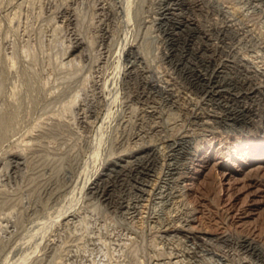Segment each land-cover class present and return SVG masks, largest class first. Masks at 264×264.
I'll return each instance as SVG.
<instances>
[{"label": "rangeland", "instance_id": "1", "mask_svg": "<svg viewBox=\"0 0 264 264\" xmlns=\"http://www.w3.org/2000/svg\"><path fill=\"white\" fill-rule=\"evenodd\" d=\"M167 1L0 0V264H264L263 253L238 247L253 240L264 248V158L252 160L258 150L247 146L252 139L264 144V0L187 1L205 35L198 44L208 45L204 53L227 59L236 83L247 71L258 86L252 98L226 103L229 110L225 97L192 84L178 63L181 50L169 54L161 20ZM141 88L146 101L136 97ZM248 105L243 121L230 120V111ZM180 136V168L163 182L166 164L176 163L166 151ZM149 148L158 154L151 185L133 208L92 192L108 165H130ZM199 152H207L202 161L191 156ZM127 185L117 188L126 203L137 196ZM159 190L169 196L159 198Z\"/></svg>", "mask_w": 264, "mask_h": 264}, {"label": "bare ground", "instance_id": "2", "mask_svg": "<svg viewBox=\"0 0 264 264\" xmlns=\"http://www.w3.org/2000/svg\"><path fill=\"white\" fill-rule=\"evenodd\" d=\"M98 1V0H97ZM119 1V0H118ZM189 0H168L166 5L163 6V9H162V17H161V20H162V30L164 31V34H165V37H166V40L169 42V44H171V53L169 54H173L177 51V50H181V53L183 55V57L181 58H184L183 62H178L179 65H181L182 68H185L186 69V72L187 74L189 73V75L194 76L193 79H190V80H193L192 84L196 87V88H199L201 89V91H204V92H208L210 94H212V96H214L216 99H219L221 98L222 96L225 97L224 99H222V101L224 100L225 104L230 102V100H237V101H240L238 99H240V97L245 100L246 98H252L253 97V93H255L258 89V86L256 85H253L251 83V78H252V75L249 74V72L246 71V75L244 77V80L242 82V84H240V86L236 83V81H234L232 79V77H229L227 76L226 74V71H225V67H226V61L227 59H225L224 61L222 60L223 58H221V60L215 56H208L209 54L206 55L205 50L203 51V49H206V47L208 45H205V44H201L200 46L198 45L199 44V40L200 38H202V34L203 36L204 33L202 31H200V29L197 28V25H195V21L194 20V17L190 16V13H191V9L192 7H190V5L188 4ZM204 1V0H203ZM208 1V0H207ZM23 2V1H22ZM49 2V1H48ZM53 2V1H52ZM192 2V0H191ZM119 3V2H118ZM18 4V3H17ZM67 4V3H66ZM76 4V3H75ZM97 4V3H96ZM189 6H188V5ZM192 4V3H191ZM193 4H196L198 6H200V0H193ZM192 4V5H193ZM20 5V4H19ZM23 5V4H22ZM21 5V6H22ZM120 5V4H119ZM195 5V6H196ZM17 6V5H15ZM58 6V5H57ZM62 6V5H61ZM102 6V5H101ZM108 6V5H107ZM206 6V5H205ZM19 7V6H18ZM77 7V6H76ZM113 7V6H112ZM122 7V6H121ZM120 7V8H121ZM161 7V6H160ZM58 8V7H57ZM63 8V7H62ZM72 8V7H71ZM114 8V7H113ZM195 8V7H193ZM198 8V7H197ZM211 8V7H210ZM111 9V8H109ZM75 10V9H74ZM80 10V9H79ZM192 10H195V9H192ZM197 10V9H196ZM201 10H202V7H201ZM209 10V9H208ZM199 11V10H198ZM197 11V12H198ZM219 12V11H218ZM74 13V12H73ZM77 13V11L75 12ZM81 13V12H79ZM193 13V12H192ZM55 14V13H54ZM204 14V13H203ZM75 15V14H74ZM81 15V14H80ZM156 16V15H155ZM195 16V15H194ZM201 16V15H200ZM78 17V16H77ZM81 17V16H80ZM158 17V16H157ZM204 17V16H203ZM102 18V17H101ZM66 19V18H65ZM79 19V17L77 18ZM160 19V18H159ZM231 19V18H230ZM68 20V19H67ZM194 20V22H193ZM199 20V19H198ZM204 20V19H203ZM209 20V19H208ZM212 20V19H211ZM227 20V19H226ZM232 20V19H231ZM69 21V20H68ZM104 21V20H103ZM108 21V20H107ZM210 21V20H209ZM11 22V21H10ZM77 22V20L75 21ZM81 22V21H80ZM105 22V21H104ZM3 23V21H2ZM110 23V22H109ZM161 23V22H160ZM78 24V22H77ZM217 24V23H216ZM234 24V23H233ZM106 25V24H105ZM59 26V25H58ZM77 26V25H76ZM203 26V25H202ZM216 26V25H215ZM228 26V24L226 25ZM221 27V26H220ZM67 28V27H66ZM206 28V27H205ZM224 28H228V27H224ZM236 28V27H235ZM78 29V28H77ZM229 29H230V26H229ZM105 30V29H104ZM109 30V29H108ZM202 30V29H201ZM223 30V29H222ZM226 31V30H225ZM79 32V31H78ZM229 32V31H228ZM227 32V33H228ZM241 32V31H240ZM82 33V32H81ZM225 33V32H224ZM231 33V32H230ZM206 34V33H205ZM211 34V33H209ZM65 35V34H64ZM81 35V34H80ZM98 35V34H96ZM207 35V34H206ZM227 35V34H226ZM72 36V35H71ZM70 37V36H69ZM80 37V36H79ZM82 37V36H81ZM240 37V36H239ZM76 38V37H75ZM83 38V37H82ZM207 38V37H206ZM234 38V37H233ZM65 39V38H64ZM86 39V38H85ZM91 39V38H90ZM213 39V38H212ZM227 39V38H226ZM74 40V39H73ZM89 40V39H88ZM240 40V39H239ZM84 41V40H82ZM86 41V40H85ZM92 41V40H91ZM90 41V42H91ZM98 41V40H97ZM200 41H203V39H201ZM75 44L76 42L78 43V39L76 38V40L74 41ZM63 43V42H62ZM101 43V42H100ZM205 43V41H204ZM207 43V42H206ZM209 43V42H208ZM228 43V42H227ZM108 44V43H107ZM67 45V44H66ZM70 45V44H69ZM68 46V45H67ZM76 46V45H75ZM102 46V45H101ZM233 46V45H232ZM63 47V46H62ZM166 47V46H165ZM136 48V47H135ZM216 48V47H215ZM223 49V48H222ZM106 50H108L106 48ZM225 50V49H224ZM67 51V50H66ZM133 51V50H132ZM135 51V50H134ZM208 51V50H207ZM217 51V50H216ZM180 52V51H179ZM215 52V51H214ZM230 52V51H228ZM13 53V52H12ZM10 53V54H12ZM131 53V52H129ZM136 53V52H135ZM166 53V52H165ZM226 53V52H225ZM237 53V52H236ZM64 54V53H63ZM140 54V53H139ZM180 54V53H179ZM214 54V53H213ZM82 55V54H81ZM80 55V56H81ZM111 55V54H110ZM212 55V54H211ZM9 56V55H8ZM11 56V55H10ZM73 56V55H72ZM109 56V55H108ZM232 56V55H231ZM234 56V55H233ZM242 56V55H241ZM248 56V55H247ZM6 57V56H5ZM62 57V56H61ZM127 57V56H125ZM249 57V56H248ZM142 58V57H141ZM164 58V57H163ZM219 60H217V59ZM81 59V58H80ZM99 59V58H98ZM110 59V58H109ZM108 59V60H109ZM173 59V58H172ZM178 59V58H177ZM239 59V58H238ZM247 59V58H246ZM230 60V59H229ZM245 60V59H244ZM64 61V60H63ZM76 61V60H75ZM97 61V60H96ZM140 61V60H139ZM177 61V60H176ZM176 61H175V64H176ZM179 61V60H178ZM62 62V61H61ZM66 62V61H64ZM254 63V62H253ZM251 63V64H253ZM104 64V62L102 63ZM141 64V63H140ZM244 64V63H243ZM60 65V64H59ZM68 65V64H67ZM125 65V63H124ZM178 65V66H179ZM247 65V64H246ZM243 66V65H242ZM3 67V66H1ZM61 67V65L59 66ZM63 67V66H62ZM65 67V66H64ZM101 67V66H100ZM126 67V66H125ZM131 67V66H130ZM140 67V66H139ZM148 67V66H147ZM257 67V66H256ZM254 67V68H256ZM5 68V67H4ZM250 68V67H249ZM3 69V68H2ZM143 69V68H142ZM146 69V68H145ZM181 69V68H180ZM258 69V68H257ZM1 70V69H0ZM133 70V69H132ZM243 70V69H242ZM123 71V70H122ZM129 71V74L132 73L133 71L128 70ZM180 71V70H179ZM1 72V71H0ZM95 72V71H94ZM173 72V71H172ZM182 72V71H181ZM4 73V72H3ZM152 73V72H151ZM262 73V72H261ZM264 73V72H263ZM133 74H135V72H133ZM162 74V73H160ZM131 75V74H130ZM129 75V76H130ZM170 75V74H169ZM177 75V74H176ZM256 75V74H255ZM5 76V75H4ZM101 76V75H100ZM188 76V75H186ZM244 76V75H243ZM251 76V78H250ZM257 76V75H256ZM1 77V76H0ZM136 77V76H135ZM47 78V77H46ZM59 78V77H58ZM98 78V77H97ZM121 78V77H120ZM143 78V77H142ZM256 78V77H255ZM261 78V77H259ZM61 79V78H59ZM84 79V78H83ZM167 79V78H166ZM176 79V78H175ZM243 79V78H242ZM45 80V79H44ZM49 80V79H48ZM85 80V79H84ZM152 80V79H150ZM156 80V79H155ZM185 80V79H184ZM47 81V80H46ZM63 81V80H62ZM83 81V80H82ZM157 81V80H156ZM165 81V80H163ZM253 81V80H252ZM97 82V81H96ZM254 82V81H253ZM47 83V82H46ZM54 83V81H53ZM104 83V82H103ZM190 83V82H189ZM45 84V83H44ZM73 84V83H72ZM168 84V83H167ZM42 85V84H41ZM60 85V84H59ZM80 85V83H79ZM90 85V84H89ZM143 85V84H142ZM145 85V84H144ZM174 85V84H173ZM184 85V84H183ZM43 86V85H42ZM50 86V85H49ZM54 86H56L54 84ZM67 86V85H66ZM77 86V85H76ZM94 86V85H93ZM155 87V88H158L159 91H163L164 90V85L163 84H154L152 85V87ZM62 87V86H61ZM72 87V86H71ZM85 87V86H84ZM91 87V86H90ZM178 87V86H177ZM262 87V86H261ZM60 88V87H59ZM64 88V87H63ZM89 88V87H88ZM100 88V87H99ZM140 88V87H139ZM240 89H242L240 91ZM50 90V89H49ZM53 90V89H52ZM56 90V89H55ZM82 90V89H81ZM96 90V89H95ZM191 90V89H190ZM70 91V90H69ZM76 91V90H75ZM79 91V90H77ZM199 91V90H198ZM197 91V92H198ZM57 92V91H56ZM102 92V91H101ZM137 94H136V97H145V101L149 99V96L146 95V92L144 90V88H141L140 90H136ZM165 92V91H164ZM163 92V93H164ZM168 92V90H167ZM203 92V93H204ZM73 93V92H72ZM80 93V92H79ZM82 93V92H81ZM134 93V92H133ZM132 93V94H133ZM188 93V92H187ZM186 93V95H187ZM190 93V92H189ZM188 93V94H189ZM49 94V92H48ZM69 94V93H68ZM77 94V93H75ZM151 94V93H150ZM149 94V95H150ZM225 94H227V96H224ZM63 95V94H62ZM69 95H72V94H69ZM74 95V93H73ZM91 95V94H90ZM97 95V94H96ZM124 95V94H123ZM146 95V96H145ZM202 94H200L201 96ZM205 95V94H204ZM250 95V96H249ZM54 96V95H53ZM67 96V95H66ZM107 96V95H106ZM128 96V95H127ZM126 96V97H127ZM170 96V95H169ZM175 96V94H174ZM195 96V95H194ZM199 96V97H200ZM203 96V95H202ZM35 97V96H34ZM74 97V96H73ZM72 97V98H73ZM153 97V96H152ZM213 97V98H214ZM115 98V97H114ZM129 98V97H128ZM203 98V97H201ZM206 98V97H205ZM212 98V97H211ZM76 99V97H75ZM186 99V98H185ZM198 99V98H197ZM74 100V99H73ZM78 100V99H77ZM92 100V98H91ZM101 100V99H99ZM104 100V99H103ZM203 100V99H202ZM215 100V99H214ZM71 101V100H70ZM151 101V100H150ZM160 101V100H159ZM184 101V100H183ZM196 101V100H195ZM221 101V102H222ZM69 102V101H68ZM77 101H75L76 103ZM119 102V101H118ZM125 102V101H124ZM158 102V101H157ZM164 102V101H163ZM205 102V101H204ZM246 102V101H245ZM9 103V102H8ZM45 103V102H44ZM51 103V102H50ZM56 103V102H55ZM72 103V102H70ZM74 103V104H75ZM60 104V103H59ZM64 104V103H63ZM91 104V103H90ZM94 104V103H93ZM91 104L89 106L88 109L94 107V105ZM130 104V103H128ZM137 104V103H136ZM171 104V103H170ZM223 107H225V110H227L228 108H230V105L226 104ZM9 105V104H8ZM56 105V104H55ZM62 105V104H61ZM67 105H70V104H67ZM66 105V106H67ZM238 105V104H237ZM240 105V104H239ZM96 106V105H95ZM151 106V105H150ZM149 106V107H150ZM246 106V105H244ZM252 106V105H251ZM31 107V106H30ZM34 107V106H33ZM37 107V106H36ZM54 107V105H53ZM61 107V106H60ZM105 107V106H104ZM134 107V106H133ZM179 107V105L177 106ZM204 107V106H203ZM219 107V106H218ZM233 107V106H232ZM41 108V107H40ZM103 108V107H102ZM131 108V106H130ZM136 108V106H135ZM191 108V107H190ZM249 108V105L248 107H245V108H242L240 107L239 109H236L234 112L230 111V114L228 115V117H230V120L234 121V122H239V121H243L246 116H248V113L250 112V109H247ZM252 108V107H251ZM37 109V108H36ZM39 109V108H38ZM42 109V108H41ZM71 109V108H70ZM85 109V108H84ZM137 109V108H136ZM135 109V111H136ZM154 109V108H153ZM193 109V108H192ZM115 110V109H114ZM119 110V109H118ZM133 110V109H132ZM157 110V109H155ZM162 110V109H161ZM229 110V109H228ZM37 111V110H36ZM55 111V110H54ZM86 111V110H85ZM117 111V110H116ZM134 111V112H135ZM6 112V111H5ZM114 112V111H113ZM168 112V111H167ZM175 112V111H174ZM197 112V111H196ZM63 113V111H62ZM65 113V112H64ZM67 113V112H66ZM132 113V112H131ZM138 113V112H137ZM172 113V112H171ZM178 113V112H177ZM218 113V112H217ZM32 114V113H31ZM45 114V113H44ZM48 114V113H47ZM55 114V113H54ZM58 114V113H57ZM101 114V113H100ZM139 114V113H138ZM180 114V113H179ZM207 114V113H206ZM210 114V113H208ZM6 115V114H5ZM43 115V114H42ZM170 115H173V114H170ZM227 115V114H226ZM27 116V115H26ZM62 116V115H61ZM120 116V115H119ZM177 116V115H176ZM187 116V115H186ZM195 116V115H194ZM202 116V115H201ZM211 116V114H210ZM9 117V116H8ZM60 118V116H58ZM199 117V116H198ZM221 117L219 114H218V118ZM39 118V117H38ZM49 118V117H48ZM57 118V117H56ZM71 118V117H70ZM145 118V117H144ZM177 118V117H176ZM188 118V117H187ZM32 119V117H31ZM45 119V117H44ZM74 119V118H73ZM103 119V117H102ZM114 119V118H113ZM5 120V118H4ZM36 120V119H35ZM57 120V119H56ZM61 120V119H60ZM63 120V119H62ZM61 120V121H62ZM70 120V119H69ZM130 120V119H129ZM173 120V119H172ZM171 120V121H172ZM176 120V119H175ZM185 120V119H184ZM187 120V119H186ZM213 120V119H212ZM3 121V120H2ZM42 121V120H41ZM46 121V119H45ZM60 121V122H61ZM73 121V120H71ZM96 121V119L94 120ZM145 121V120H144ZM163 121V120H162ZM48 122V121H46ZM53 122V120H52ZM59 122V121H58ZM64 122V121H63ZM114 122V121H113ZM3 123V122H2ZM25 123V122H24ZM126 123V122H125ZM123 123V124H125ZM138 123V122H137ZM136 123V124H137ZM165 123V122H164ZM240 123V122H239ZM21 124V123H20ZM41 124V123H40ZM50 124V123H49ZM83 124V123H82ZM135 124V123H134ZM170 124V123H169ZM190 124H191V121H190ZM28 125V124H27ZM36 125V124H35ZM34 125V127H35ZM45 125V124H43ZM48 125V124H47ZM72 125V124H71ZM181 125V124H180ZM40 126V125H39ZM38 126V127H39ZM68 126V125H67ZM66 126V127H67ZM73 126V125H72ZM97 126V125H95ZM172 126V125H171ZM178 126V125H177ZM58 127V125H57ZM65 127V125H64ZM71 128V126H70ZM77 128V127H76ZM88 128V127H87ZM177 128V127H176ZM190 128V127H189ZM21 129V128H20ZM31 129V128H30ZM61 129V128H60ZM67 129V128H66ZM65 129V130H66ZM69 129V128H68ZM116 129V128H115ZM14 130V129H13ZM27 130V129H26ZM29 130V128H28ZM36 130V129H35ZM74 130V129H73ZM113 130V129H112ZM45 131V130H44ZM49 131V130H48ZM72 131V130H71ZM3 132V131H2ZM5 132V131H4ZM25 132V131H23ZM27 132V131H26ZM25 132V133H26ZM51 132V131H50ZM174 132V131H173ZM40 133V132H39ZM53 133V132H52ZM82 133V132H81ZM117 133V132H116ZM141 133V132H140ZM177 133V131H176ZM180 133V132H178ZM28 134V133H26ZM37 134V133H36ZM130 134V133H129ZM132 134V133H131ZM32 135V134H30ZM41 135V134H40ZM89 135V134H87ZM112 135V134H111ZM163 135V134H162ZM185 135V134H183ZM189 135V134H188ZM191 135V134H190ZM140 136V135H139ZM143 136V135H142ZM148 136V135H147ZM169 136V135H168ZM187 136V134H186ZM27 137V136H25ZM42 137V136H41ZM45 137V136H44ZM88 137V136H87ZM111 137V136H110ZM116 137V136H115ZM114 137V138H115ZM152 137V136H151ZM158 137V136H156ZM164 137V136H163ZM181 137V136H180ZM185 137V136H184ZM129 138V137H128ZM33 139V138H32ZM43 139V137H42ZM149 139V138H148ZM172 139V138H171ZM184 138H180L178 142L174 141L176 139H172V142L171 144H169L168 148H170L168 151L166 152H169V159L172 158V157H176V163L175 165H173L174 162H168L167 164L164 162V164H166L167 166V171L165 173H163V182H167L168 180H170L173 175L175 173H178V168H180L179 166H177V163H178V159L180 158L179 155L181 153V145L184 143L182 140ZM27 140V138H26ZM41 140V139H39ZM118 140V139H117ZM116 140V141H117ZM151 140V139H150ZM245 140V139H244ZM247 140V139H246ZM253 140V139H252ZM249 141L247 142V146L248 148L250 146H253L250 150H255V148H257V153L256 155H258L257 157L255 158H252V160H260L262 158H264V144H261L259 143V141ZM262 140V139H261ZM112 141V139H111ZM115 141V139H114ZM115 141V142H116ZM141 141V140H140ZM154 141V140H153ZM212 141L211 138H209V141L210 142ZM125 142V141H124ZM129 142V141H128ZM150 142V141H149ZM148 142V143H149ZM158 142V141H157ZM207 142V141H206ZM30 143V141H29ZM153 143V142H152ZM156 143V141H155ZM112 144V143H111ZM122 144V143H121ZM163 144V143H162ZM209 144V143H208ZM119 145V144H118ZM180 145V147H179ZM202 146L200 147V149L203 147V144H201ZM127 146V145H126ZM131 146V145H130ZM153 146V145H152ZM212 145H208L207 147H211ZM111 147V146H110ZM109 147V148H110ZM134 147V146H133ZM161 147V146H160ZM165 147V146H164ZM206 147V148H207ZM246 147V146H245ZM108 148V149H109ZM125 148V147H124ZM123 148V149H124ZM136 148V147H135ZM159 148V147H158ZM187 148V147H186ZM107 149V150H108ZM122 149V147H121ZM227 149V148H226ZM17 150V149H16ZM117 150V149H116ZM202 150V149H201ZM242 150H246L244 148H239L235 149V152H237L238 154L242 153L241 152ZM15 151V150H14ZM13 151V152H14ZM186 151V150H185ZM203 151V150H202ZM219 151V148L215 150V153ZM108 152V151H107ZM106 152V154H107ZM112 152V151H111ZM111 152H108V153H111ZM155 152V150H154ZM150 148L147 149L146 151H139L137 153H135L133 156H132V159L129 160L131 163H128L130 165H124L123 163L121 164L120 162H115V163H111V165L106 168L105 172H104V175L105 177L102 178V181L101 182H96V183H92L94 184L93 186H91V188H93L92 192L96 195V196H100L104 201H107L108 203L110 204H113V205H118V207H123V208H126V210H130V208H133L135 205H136V202L140 199V197L145 193V190H147V187L150 186L148 183H147V178L150 174V171L153 170L152 168H154L155 164H156V156L155 153H154ZM191 152V151H190ZM194 152V151H193ZM228 152L229 154L232 153L230 152V150L228 149ZM248 152V150H247ZM11 153V152H10ZM23 153V151H22ZM21 153V154H22ZM113 153V152H112ZM192 153V152H191ZM207 152H199V153H193L192 158L194 159L196 156L200 158H195L196 159H199L202 161V155H207L206 154ZM15 154V153H14ZM118 154V153H117ZM226 154V153H225ZM108 155V154H107ZM111 155V154H110ZM114 155V154H113ZM162 155V154H161ZM223 155V154H222ZM232 155V154H231ZM104 156V155H103ZM171 156V157H170ZM182 156V155H181ZM244 156V154L242 155ZM164 157V156H163ZM240 157V156H239ZM165 158V157H164ZM167 158V157H166ZM165 158V159H166ZM245 158V157H244ZM27 159V158H26ZM7 160V159H6ZM25 160V159H24ZM126 160V159H125ZM173 161V160H172ZM251 161V160H250ZM21 162V161H20ZM25 162V161H24ZM100 162V161H99ZM180 162V161H179ZM249 162V160L246 162H243L241 163L242 165V168H245V167H249L251 163H247ZM17 163V161H16ZM106 163V162H105ZM18 164V163H17ZM163 164V163H162ZM187 165V164H186ZM15 166V165H14ZM253 166V165H252ZM256 166V165H255ZM260 166V165H259ZM193 166H191V170L193 169L192 168ZM165 169V167H163ZM185 168V167H184ZM258 167H255L253 169H251L252 171H254L255 173L258 171ZM96 170V169H95ZM181 170H182V167H181ZM180 170V171H181ZM189 171V170H188ZM152 172V171H151ZM161 173V174H162ZM186 173V172H185ZM195 173V172H194ZM153 174V173H152ZM161 174H159L161 176ZM93 177V176H92ZM160 178V177H159ZM161 179V178H160ZM173 180V179H172ZM150 181V180H149ZM161 181V180H160ZM176 181V180H175ZM87 182V181H86ZM131 182L132 187L134 188L135 191L133 192H136L137 196L135 199H133L132 201L130 202H125V199L123 196H119L118 193H117V188H119V186L123 187V188H126V186H128L127 184H129ZM171 182V181H170ZM173 182V181H172ZM183 183V182H182ZM86 184V183H85ZM154 184V183H153ZM152 184V185H153ZM164 184V183H163ZM155 185V184H154ZM153 185V187L155 188V186ZM166 185V184H165ZM181 185V184H180ZM186 185V184H185ZM183 186V185H182ZM181 186V188L179 190H184V188ZM152 187V186H151ZM172 187V186H171ZM87 188V187H86ZM153 188V189H154ZM158 188V187H157ZM163 188V187H162ZM160 188V189H162ZM166 188V187H165ZM178 189V188H177ZM151 190V189H150ZM177 190V191H179ZM132 191V190H131ZM149 191V189H148ZM153 191V190H152ZM151 191V192H152ZM122 192V190H121ZM127 192V190H126ZM130 192V190L128 191ZM127 192V193H128ZM160 192V190H159ZM158 192V194H159ZM185 192V191H183ZM125 193V192H124ZM160 197H168L169 195H167V193L165 194L163 191L160 192ZM164 193V194H163ZM179 193V192H178ZM177 193V194H178ZM182 193V191H181ZM180 193V194H181ZM122 194V193H121ZM132 194V193H131ZM135 194V193H134ZM146 194V193H145ZM163 194V195H162ZM179 194V195H180ZM124 195V194H123ZM129 195V194H128ZM133 195V194H132ZM172 195V194H171ZM178 195V196H179ZM182 195L184 196V194L182 193ZM93 196V195H92ZM181 196V195H180ZM179 196V197H180ZM126 197V196H125ZM133 197V196H132ZM127 198L129 199V197L127 196ZM131 198V197H130ZM177 199V198H176ZM141 200V199H140ZM178 200V199H177ZM129 201V200H128ZM173 201V200H172ZM139 203V202H138ZM178 203V202H177ZM103 204V203H102ZM146 205V204H145ZM156 205V204H155ZM159 205V204H158ZM143 207V206H142ZM171 208V207H170ZM166 209V208H165ZM197 209V208H196ZM113 210V209H112ZM139 210V209H138ZM146 210V209H145ZM115 212V211H114ZM193 212V211H192ZM117 214V213H116ZM157 214V213H156ZM151 216V215H150ZM126 218V217H125ZM176 218V217H175ZM177 219V218H176ZM161 220V219H160ZM159 220V221H160ZM180 221H186L187 219H181V217L179 218ZM143 221V220H142ZM166 222V221H165ZM161 223V222H160ZM180 223V222H179ZM178 223V224H179ZM158 225V224H157ZM187 226V225H186ZM188 227V226H187ZM171 228V227H170ZM186 228V227H185ZM190 228V227H189ZM169 229L168 226L166 227V230ZM160 230V229H159ZM177 230V229H176ZM183 230H184V227H183ZM202 230V229H201ZM189 233V232H188ZM173 235V234H172ZM181 236V235H180ZM190 236V235H189ZM194 238L198 237V236H193ZM174 238V237H173ZM199 238V237H198ZM181 240V239H180ZM183 241V240H182ZM253 241V240H252ZM252 241L250 240H245L243 242H241L239 244L238 247H240L241 249H243V251L249 253L250 255H262L261 253H263L264 255V248H261L260 246L254 244ZM124 242V241H123ZM215 242V241H213ZM127 243V242H126ZM211 243V242H210ZM236 243V242H235ZM124 246L126 245L125 243L123 244ZM230 245V244H229ZM203 247V246H202ZM236 247V246H235ZM163 248V247H162ZM177 248V247H176ZM200 248V247H199ZM188 249V248H186ZM202 249V248H201ZM193 250V249H192ZM162 251V250H161ZM181 251V250H180ZM201 252V251H200ZM205 252V251H204ZM221 252V251H220ZM172 253V252H171ZM180 253V252H179ZM188 253V252H187ZM206 253V252H205ZM218 253V252H217ZM239 253V252H238ZM161 254H163L161 252ZM170 254V253H168ZM212 254V252H211ZM245 254V253H244ZM165 255V254H163ZM234 255V254H233ZM159 256V255H158ZM157 256V257H158ZM171 256V255H170ZM213 256V255H212ZM238 256V255H237ZM161 257H164L161 255ZM218 257V256H217ZM189 258V257H188ZM195 258V257H194ZM200 258V257H199ZM202 258V257H201ZM226 258V256H225ZM246 258V257H245ZM248 258V257H247ZM156 259V258H155ZM182 259V258H181ZM190 259V258H189ZM211 259V258H210ZM224 259V258H223ZM249 259V258H248ZM253 259V258H252ZM261 259V258H260ZM167 260V259H166ZM175 261V260H174ZM207 261V260H206ZM169 262V261H168ZM167 262V263H168ZM198 262V261H197ZM211 262V261H210ZM185 264V263H184ZM188 264V263H187ZM196 264V263H195ZM207 264V263H206ZM215 264V263H214ZM218 264V263H217Z\"/></svg>", "mask_w": 264, "mask_h": 264}]
</instances>
